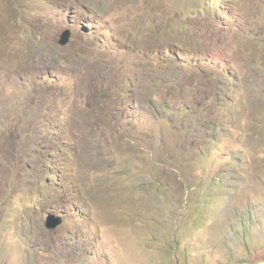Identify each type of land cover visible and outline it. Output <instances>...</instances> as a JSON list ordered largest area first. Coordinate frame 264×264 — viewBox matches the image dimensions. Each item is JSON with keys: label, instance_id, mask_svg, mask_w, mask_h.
I'll use <instances>...</instances> for the list:
<instances>
[{"label": "rangeland", "instance_id": "1", "mask_svg": "<svg viewBox=\"0 0 264 264\" xmlns=\"http://www.w3.org/2000/svg\"><path fill=\"white\" fill-rule=\"evenodd\" d=\"M0 264H264V0H0Z\"/></svg>", "mask_w": 264, "mask_h": 264}, {"label": "water", "instance_id": "2", "mask_svg": "<svg viewBox=\"0 0 264 264\" xmlns=\"http://www.w3.org/2000/svg\"><path fill=\"white\" fill-rule=\"evenodd\" d=\"M71 36V31L65 29L60 33L58 44L64 46L68 44ZM63 224V216L55 213H49L45 219V227L50 230H54Z\"/></svg>", "mask_w": 264, "mask_h": 264}, {"label": "crops", "instance_id": "3", "mask_svg": "<svg viewBox=\"0 0 264 264\" xmlns=\"http://www.w3.org/2000/svg\"><path fill=\"white\" fill-rule=\"evenodd\" d=\"M230 145H224V146H222V147H229Z\"/></svg>", "mask_w": 264, "mask_h": 264}]
</instances>
